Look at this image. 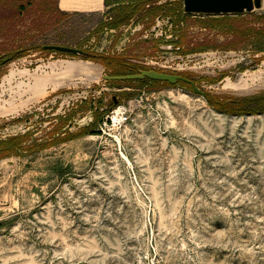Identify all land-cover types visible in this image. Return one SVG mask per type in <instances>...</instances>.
<instances>
[{
  "label": "rangeland",
  "instance_id": "1",
  "mask_svg": "<svg viewBox=\"0 0 264 264\" xmlns=\"http://www.w3.org/2000/svg\"><path fill=\"white\" fill-rule=\"evenodd\" d=\"M38 1L0 46V104L28 99L18 83L62 72L67 60L92 61L103 77L67 81L0 116V141L31 133L28 148L4 157L0 148V264H264V6L218 22L225 14L162 0L153 20L139 14L98 30L117 4L48 20ZM53 44L107 63L43 47ZM146 69L248 99L249 112L218 110L184 83L107 79ZM242 78L254 89L226 86ZM83 101L104 113L98 125L54 142L93 122ZM123 105L130 119L106 124Z\"/></svg>",
  "mask_w": 264,
  "mask_h": 264
},
{
  "label": "trees",
  "instance_id": "2",
  "mask_svg": "<svg viewBox=\"0 0 264 264\" xmlns=\"http://www.w3.org/2000/svg\"><path fill=\"white\" fill-rule=\"evenodd\" d=\"M107 5H110L112 3L117 4L115 7H113L110 11H108L106 14L108 15L107 21H101L98 27V30H102L104 27H110V28H119L125 21L130 20L132 17L137 16L139 14H142V19H144L146 16L150 17L152 20L162 11V7L158 5L159 2L162 0H129V1H116V0H105ZM14 1L13 0H0V46L4 44V39L9 37L11 33H13V29L11 27H8L12 21L16 20L17 18H21V21L25 17V13L30 11V8L35 5L34 0H23L21 5L17 4V14H10V15H4L3 12L12 7V12L14 11ZM58 0H39L37 2V11L42 13L44 17H48L51 20V18L55 16H62L64 12H62L58 8ZM5 5H8L9 7L5 9ZM228 13H226L225 17H218L220 20H231V18L227 17ZM264 20V16L262 17ZM217 22V21H216ZM152 24V21L148 22V27ZM213 24L207 23L206 26L211 27ZM44 26H40V28H43ZM262 31V29H261ZM261 51H264L263 47H260ZM48 51L57 52L54 49H49ZM18 52V51H17ZM69 55L74 56L72 53H68ZM89 58L99 59L101 61H104V55H101L99 53H86ZM10 55H7L5 58H8ZM4 58V59H5ZM118 65L123 66V61H115ZM106 64L107 62H103ZM115 75H122V74H115ZM147 81H154L152 79H144ZM142 81V80H138ZM208 100L210 101V104H212L216 109L227 112V113H240L245 114L248 111V109H245V106L249 102L248 99H241L233 101L229 98H221V97H214L210 94L207 95ZM83 111H92L94 120L91 124L88 126L82 128L78 134H72L68 130L66 131L65 137H61L60 139H55L54 142H58L59 140H68L71 138H74L76 136H82L89 132H91L100 122L101 118L103 117L104 113L100 110V108H92L89 105V101H83V105L80 107ZM57 130V129H56ZM56 130L52 132V134H56ZM30 134L27 133L25 135H19L14 138H10L5 141H0V148H4V152H2L1 157H4L6 154H8L11 150L17 149V148H25L27 145H24L26 141L30 139ZM28 148V147H27Z\"/></svg>",
  "mask_w": 264,
  "mask_h": 264
},
{
  "label": "bare ground",
  "instance_id": "3",
  "mask_svg": "<svg viewBox=\"0 0 264 264\" xmlns=\"http://www.w3.org/2000/svg\"><path fill=\"white\" fill-rule=\"evenodd\" d=\"M69 1L70 0H63L62 5L65 7L69 6ZM263 6H264V0H263ZM28 71L29 70L19 71L17 74L22 75V76L30 75ZM15 75H16L15 72L11 73L10 78H9L10 83L12 79L15 77ZM84 76H86L87 78L96 79V80L102 78L103 75H102L101 66L89 60L74 59V60H67L65 62L62 72L55 73V74L34 73L32 74V83L26 84V85H25L26 82H23V81L18 83L20 92L24 88V86H27L28 90H24V93L28 92L31 94V96H29V98L26 100L21 99V102H18V103L15 101L16 99L14 98L15 100L9 102V105L0 104V116H7L10 114L17 113L23 110L25 107L29 106L30 103L38 101L41 97L47 95L48 90L50 88H57L58 86L65 84L67 81L73 82L76 79H84ZM260 76L261 75L259 73L252 74L253 78H257ZM226 86L234 87L236 89L241 90L242 92H249L254 89L253 86H250L248 84L247 79L245 78L240 79V81L236 83H233L232 81H228ZM216 113L222 115V113L220 112H216Z\"/></svg>",
  "mask_w": 264,
  "mask_h": 264
},
{
  "label": "water",
  "instance_id": "4",
  "mask_svg": "<svg viewBox=\"0 0 264 264\" xmlns=\"http://www.w3.org/2000/svg\"><path fill=\"white\" fill-rule=\"evenodd\" d=\"M263 0H183V7L189 13H205V14H240L245 11H253L260 8ZM44 49H54L63 53L85 54V51L79 48L63 46V45H44ZM152 79L161 82L178 83L179 80L189 81L193 89L207 98L208 93L197 87L193 80H189L183 75L175 73L161 72L157 70H140L137 73L123 75H109L108 80H144Z\"/></svg>",
  "mask_w": 264,
  "mask_h": 264
},
{
  "label": "crops",
  "instance_id": "5",
  "mask_svg": "<svg viewBox=\"0 0 264 264\" xmlns=\"http://www.w3.org/2000/svg\"><path fill=\"white\" fill-rule=\"evenodd\" d=\"M13 1H14L13 2L14 3L13 4L14 5V11L12 12V7L6 9V10H9L8 12L5 10V13L7 15L17 14V4L21 5L23 0H13ZM62 1L63 0H58V3H57L58 8L62 12L92 13V12L104 11L108 7L105 0H70L71 1V2L69 1L70 7L69 6H66V7L63 6ZM72 1L73 2L75 1V2L73 3ZM113 5H115V4H113Z\"/></svg>",
  "mask_w": 264,
  "mask_h": 264
},
{
  "label": "built area",
  "instance_id": "6",
  "mask_svg": "<svg viewBox=\"0 0 264 264\" xmlns=\"http://www.w3.org/2000/svg\"><path fill=\"white\" fill-rule=\"evenodd\" d=\"M131 113L132 109L130 105L119 106L110 112V114L107 116V119L105 120V123L112 126L121 125L130 119Z\"/></svg>",
  "mask_w": 264,
  "mask_h": 264
},
{
  "label": "flooded vegetation",
  "instance_id": "7",
  "mask_svg": "<svg viewBox=\"0 0 264 264\" xmlns=\"http://www.w3.org/2000/svg\"><path fill=\"white\" fill-rule=\"evenodd\" d=\"M184 76V75H183ZM184 77H186L187 79H189V80H191L189 77H187V76H184ZM179 83H184L185 85H191V83L189 82V81H185V80H179L178 81Z\"/></svg>",
  "mask_w": 264,
  "mask_h": 264
}]
</instances>
